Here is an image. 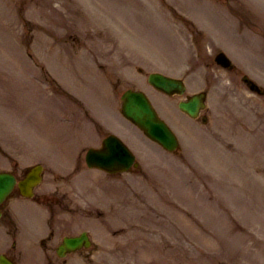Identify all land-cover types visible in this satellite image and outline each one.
Returning a JSON list of instances; mask_svg holds the SVG:
<instances>
[{
  "label": "rangeland",
  "instance_id": "obj_1",
  "mask_svg": "<svg viewBox=\"0 0 264 264\" xmlns=\"http://www.w3.org/2000/svg\"><path fill=\"white\" fill-rule=\"evenodd\" d=\"M20 1L12 3V0H0L1 66L19 75V70L27 71L25 65H20L21 58L25 61L28 55L48 74L46 77L50 79L52 88L46 94L41 86L32 81L21 85L0 80L5 88L19 94L15 105L24 112L28 123L27 127L21 123L19 126L15 110L0 103V116L4 123L1 122L4 128L0 125V139L7 141H0V168L14 166L9 160L11 154H15L14 151L27 156V150L19 146L29 141L25 133H30L35 139L43 138L37 140L39 151L59 163L61 159L68 160L69 156L76 154L77 141L80 139L71 145H64L57 139H61L58 115L65 111V98L57 93L62 88H57L60 85L56 77L62 76L69 85L66 75L71 81L78 78L74 72L79 69L78 66L81 67L82 76H92L89 73L94 70L96 76L85 80L89 90L95 88L94 81L98 75V80L106 82L105 76L102 78L100 74L104 71L113 91H117L115 86L118 85L125 88L141 86L132 79L140 75L135 70L139 66L147 71L164 69L180 73L191 65L218 83L210 96L211 124L189 125L183 121L186 127L180 120L185 127V134L182 133L183 147L178 154L163 153L160 149L147 147L140 155L141 172L134 171L112 179L113 186L102 181L103 188L99 194L93 190L98 202L94 205L92 201L90 213L98 207V213L103 211L106 217L99 218L92 225L102 245L96 253L98 256H93L90 261L92 264H132L128 260L135 256L137 245L143 241L144 235H150L154 242L146 249L151 251L152 245L159 244L160 252L168 260L162 263L161 260L150 261L145 258L142 264H254L255 261L264 264V212H257L262 218L258 222L248 219L244 214L239 217L240 212L233 205L238 182L241 181L245 187L249 185L246 179H239L241 171L254 175L256 163L264 164V97L247 96L236 74L217 70V75L212 77V73H209L214 71L210 68V57L220 45L231 49L237 59L240 60L242 54L248 59V66L241 67L242 71H254V58H261V52L264 51V35L260 34L259 39L253 33H248L245 37L248 43L240 42L237 32L219 31V34L208 36L205 26L197 18L186 19L180 13L182 2L189 6L191 0ZM213 1L225 3L229 0ZM6 3L10 5L5 6ZM198 13L204 17L203 21L213 24ZM113 18L116 19L111 20ZM224 24L227 31L234 27L232 21ZM63 28L70 29L69 33L75 34V37L67 38L68 43L61 45ZM12 29L16 35L13 39L9 33ZM23 44L27 45L24 55L19 48ZM59 46L61 52L57 53L54 50ZM12 48L13 52L10 51ZM95 64L103 71L93 68ZM88 68L92 71L89 72ZM229 76L233 80L232 87L223 94L219 82L229 81ZM194 79L193 83L198 85L199 76L195 75ZM123 90L120 89L121 92ZM86 98L89 100L88 96ZM110 111L113 117L108 118L109 122L113 125L117 122L115 126H120V117L116 115L114 106ZM77 112L75 114H81ZM255 142H258L257 150L252 155L249 144ZM1 143L6 146L5 149ZM48 169L49 173L53 171L50 164ZM67 179V186L62 185L65 187L61 188V194L73 189L68 191L72 194L68 198L72 199L69 204L75 207L70 213L74 220L82 216L75 211H80L84 218V211L89 210V207H85L82 199L90 198L85 196V191L79 193L76 190L82 188L83 181L71 177ZM92 182L89 178L84 184ZM251 182L257 184L253 177ZM261 184H264L263 180ZM109 186L118 190L105 192L108 195H104V188ZM257 187L264 188L258 184ZM87 188L90 189L89 186ZM56 196L57 193H54L53 200ZM188 196L194 204L190 203ZM168 198L171 203L166 201ZM245 204L241 200L239 207ZM208 215L215 218L209 220ZM136 224L139 228L130 231L125 252L122 250L125 238L121 236V226L134 227ZM117 228L119 237L116 241L113 230ZM145 228L150 229L145 233ZM73 230L61 228V236ZM18 244L22 246L23 241L19 240ZM74 260L72 264H86L81 258ZM24 262L34 264L33 256H24Z\"/></svg>",
  "mask_w": 264,
  "mask_h": 264
},
{
  "label": "water",
  "instance_id": "obj_2",
  "mask_svg": "<svg viewBox=\"0 0 264 264\" xmlns=\"http://www.w3.org/2000/svg\"><path fill=\"white\" fill-rule=\"evenodd\" d=\"M137 98V100H135L136 102H133L130 106V108L128 109L129 112H132V110L137 111L136 109H134L137 104H140V106H143L142 112L143 114L146 116V111H148V116H147V120L146 123L150 126H152L153 129L159 131L164 137H168L167 131L165 130V128L157 121V119L155 118L153 112L149 109L148 105L142 100L141 96L135 94ZM141 102H140V101ZM142 112L136 113L137 117H141L142 116ZM145 112V113H144Z\"/></svg>",
  "mask_w": 264,
  "mask_h": 264
},
{
  "label": "bare ground",
  "instance_id": "obj_3",
  "mask_svg": "<svg viewBox=\"0 0 264 264\" xmlns=\"http://www.w3.org/2000/svg\"><path fill=\"white\" fill-rule=\"evenodd\" d=\"M205 8V7H204Z\"/></svg>",
  "mask_w": 264,
  "mask_h": 264
}]
</instances>
